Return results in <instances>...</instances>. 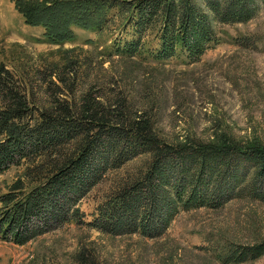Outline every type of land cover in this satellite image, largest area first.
Masks as SVG:
<instances>
[{
  "label": "trees",
  "instance_id": "obj_1",
  "mask_svg": "<svg viewBox=\"0 0 264 264\" xmlns=\"http://www.w3.org/2000/svg\"><path fill=\"white\" fill-rule=\"evenodd\" d=\"M28 25L43 26L53 42L75 38L72 25L101 30L110 10L126 14L134 38L117 54H145L158 61L184 53L197 61L219 38L212 20L221 24L250 21L257 0H13ZM157 47L150 48L152 41ZM251 40H242L245 46ZM48 75L49 103L39 106L26 83L0 63V175L13 165H27L25 174L0 196V240L24 245L71 222L106 234L140 232L157 236L179 206L218 207L234 196L254 171L250 193L264 200V144L248 146L227 134L220 142L164 141L148 113L133 112L126 96H109L90 88L78 92L76 62L55 65ZM68 92V98H63ZM114 92V90L112 91ZM150 155L149 169L125 183L115 196L99 204L87 220L80 207L106 170ZM264 255V241L242 246L229 261L256 260ZM77 264H99L86 247Z\"/></svg>",
  "mask_w": 264,
  "mask_h": 264
},
{
  "label": "rangeland",
  "instance_id": "obj_2",
  "mask_svg": "<svg viewBox=\"0 0 264 264\" xmlns=\"http://www.w3.org/2000/svg\"><path fill=\"white\" fill-rule=\"evenodd\" d=\"M212 16L203 0H197ZM246 23L221 24L212 20L219 42L197 61L186 54L158 61L145 54H117V46L134 38L126 14L111 9L103 29L72 25L75 38L53 42L43 26L25 23L13 0H0V63H5L39 106L50 101L48 80L55 65L76 62L80 69L78 92L90 88L103 94L122 92L133 112L148 113L161 138L170 143L231 140L248 146L264 144V0ZM153 36L147 39L152 41ZM251 40L245 46L242 40ZM150 48L157 47L152 41ZM41 75V76H42ZM114 90V92H112ZM116 93V94H117ZM63 92V98H68ZM150 155L137 156L117 168H108L101 181L80 203L92 219L99 204L116 195L125 183L143 176ZM27 165H13L0 175V196L19 178ZM254 171L218 207L179 206L157 236L140 232L112 235L75 222L17 245L0 240V264H77L86 247L99 264H264L256 260L229 261L242 246L264 241V200L250 193Z\"/></svg>",
  "mask_w": 264,
  "mask_h": 264
}]
</instances>
